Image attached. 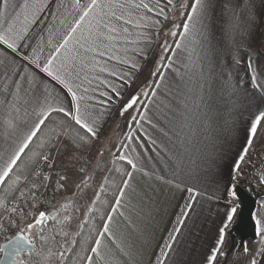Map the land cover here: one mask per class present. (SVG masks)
Here are the masks:
<instances>
[{
	"label": "snow or ice",
	"instance_id": "snow-or-ice-1",
	"mask_svg": "<svg viewBox=\"0 0 264 264\" xmlns=\"http://www.w3.org/2000/svg\"><path fill=\"white\" fill-rule=\"evenodd\" d=\"M175 2L179 9L190 10L181 11L187 17L183 31L170 30V35L179 34L189 46L176 41V48L171 49L165 41L161 48L163 53L182 50L186 57L177 63L176 56L160 55L150 72L159 79L149 80V88L138 90L119 107V116L123 117L137 105L141 94L147 96L150 90V99H157L165 81L160 68L170 69L174 78L170 85H164L156 121L145 112L137 114L173 147L165 146L162 156L157 153L161 167L156 169L153 165L152 172L124 153L113 159L127 161L134 171L154 176L184 194L185 203L175 221L177 227L172 229L169 242L153 264H165L181 232L180 226L185 225L194 205L200 203L198 197L225 202L222 219L201 264H229L230 254L237 264L241 257L245 264H264V216L260 213L251 214L255 236L251 246L247 242L227 244L237 222L240 204L235 201L240 179L245 175L244 166L250 154L257 151V137L264 128V34L257 35L255 31V0H227V22L219 29L214 23V0ZM166 3L174 6V0ZM260 5L264 7V0H260ZM46 8H51L53 21L47 27V55L42 45L25 44L32 50L22 52L20 42ZM140 10L169 19L160 0L154 6L145 0H0V44L11 51L10 54L0 49V233L12 232L0 244V264H69L70 252L75 253L72 264H112L111 255L102 249V238L112 239V213L126 207L123 201L132 187L134 172L122 173L127 178L121 181L123 186L118 188L112 212L94 243L87 247L83 241L70 239L80 235L71 232L73 217L69 208L73 201L67 195L57 199L56 193L67 191L73 173L82 177L74 187L83 192L89 186L91 171L101 166L106 149L101 136L111 105H119L124 91L149 59L153 35L148 29L159 30L162 25L159 19L140 15ZM172 10L168 8V12ZM176 27L172 25V29ZM130 28L140 30L143 46L128 40ZM225 38L231 51H226ZM229 55L232 67L239 70L235 76L232 71L225 73L222 67ZM113 60L129 70L110 68ZM164 60L169 63L162 64ZM97 69L121 83L101 79ZM90 74L107 89L99 93L104 99L90 95L89 87H84L85 82L92 84ZM153 83L155 88L150 87ZM96 91L91 88V92ZM245 112L248 115L241 123ZM141 120L133 115L130 123L134 121L142 127ZM45 128L47 139L38 145L39 151L31 150L34 138ZM132 135L127 133L129 138ZM148 139L156 144L151 136ZM259 151L264 152V144L259 145ZM24 157L27 162L18 171ZM260 183L264 184V172ZM76 194L73 192L72 196ZM260 206L264 208V202ZM120 215L124 216V212ZM72 245H80V251ZM117 247L125 256L132 254V245L127 249Z\"/></svg>",
	"mask_w": 264,
	"mask_h": 264
},
{
	"label": "crops",
	"instance_id": "crops-1",
	"mask_svg": "<svg viewBox=\"0 0 264 264\" xmlns=\"http://www.w3.org/2000/svg\"><path fill=\"white\" fill-rule=\"evenodd\" d=\"M18 2H22V0H18ZM155 2L156 0H145V3H149L153 6ZM181 2H183V0H181ZM187 2L191 3V0H187ZM214 3L216 12L214 23L217 29H219L221 24L227 22V15L224 9L227 0H214ZM255 3L258 13L255 31L257 35H260L264 34V7L260 5V0H255ZM160 7L165 8L169 17L168 20H164L163 16H157L156 12L149 13L147 10H140V15L159 19L162 21V25L159 30L157 28L148 29L153 35L149 59L144 63L143 70L136 74L135 81L131 87L124 91L123 99L120 100L119 105H111L112 111L105 125L104 133L101 136V141L106 144V152L100 168L91 171V179L88 181L89 186L83 192H80L74 187L75 183L79 182L82 177L73 173L74 175H71L69 180L73 179L74 182L72 183L70 181L68 183L69 185L66 187L68 191H61L57 194L60 199L67 195L72 201L76 199L78 204L90 205L93 204V200L99 198V196L96 198V193L98 192L100 195L99 189H101V184L105 181V175L102 176L101 173H109L116 165H120L124 170L123 172H134L131 181L132 187L128 190V196L131 197V202H129V198L126 196L123 201L126 207H122L117 212L112 213L113 220L109 224L112 239H109L107 236L102 238V249L111 255L112 264H153L156 255L163 250V245L169 242L168 237L171 235L172 229L177 227L175 221L179 217L182 206L185 203L183 193L170 188L166 184L160 183L155 180L154 176L150 178L143 176L140 172L134 171L131 166L127 164V161L113 159V157L124 153L129 158L136 161L140 166L152 172L153 165H155L156 169L161 167L157 153L159 152L162 156L164 154L162 149L165 146L168 148L173 147L172 142L161 137L158 132L150 127L146 120H141V117L137 114L139 112H145L149 118L154 122L156 121L158 114L157 104L159 103V98H161L165 92L164 85H170L174 78V73L170 69L160 68V71L165 73V81L164 85L161 86V89L157 93V99H150L152 93L149 90L147 96L143 94L140 95L139 101L133 109L125 113L123 117L119 116V107H122L132 94L137 93L140 89L149 88V80L155 81L159 79L158 76H151L150 72L155 69L156 60L159 59L160 55L176 56L178 58L177 63L187 55V53L182 50L176 53L171 51L163 53L161 45H164L165 41H167V46L171 49H175V42L181 41L185 46H189L188 41H185L179 34L176 36L170 35V30H174L177 33L183 31V21L187 17L181 15V11L186 12L190 9H179L175 0L174 6H168L166 0H160ZM169 7L173 8L171 12H168ZM50 11L51 8H46L39 14L37 23L30 26L26 39L20 42V49L22 52L27 53L32 50V47L25 48V44L31 46L42 45L44 47V55H47V27L49 24L53 23ZM173 24L178 25V27L172 29ZM129 30L131 34L128 36V40H136L140 46H143V42L139 39L138 35L140 30L133 28ZM123 46L131 48L136 45ZM225 48L226 51H231L227 38H225ZM0 49H4L11 54V51L6 49L2 44H0ZM129 55H131V52H129ZM242 59L246 62L247 57L244 56ZM161 63H169V61L164 60L161 61ZM113 66L121 72L129 70L128 66L120 65L114 60L109 62V67L112 68ZM222 67L225 73L232 71L234 76L239 71L232 67L230 55L226 58V62ZM96 74H98L101 79H108L115 83H121L117 78L109 76L107 72L100 73L97 69ZM240 74L243 73L240 72ZM89 79L92 80L91 85H88L87 82L84 83V87H89L90 89L89 94L98 99H104L100 97L99 93L100 91L107 90L105 86L100 85L98 81L93 79L92 74L89 75ZM150 87L155 88V84L153 83ZM91 88H96L97 91L93 93L91 92ZM92 103H95V101H92ZM144 105L148 107L145 108ZM54 115L56 119L60 118L58 114ZM133 115H135L136 120H141L142 127L138 126L134 121L130 123ZM247 115L248 113L245 112L244 117H241L239 122L242 123ZM129 132L133 133L131 138L127 136ZM145 133H147V135ZM149 136L156 140L155 145L148 139ZM105 137H107V140H105ZM193 143L195 144V141ZM256 143L257 151L251 153L248 157V163L244 166L245 175L241 177L240 185H242L255 200V209L253 212H258L264 216V208L260 206L261 202H264V184L260 183V174L264 172V152L259 151V145L264 144V128L260 129V135L257 137ZM2 147L3 145L0 143V148ZM97 147H99V145H97ZM190 147L192 146L190 145ZM107 158L111 161L110 166L105 165V160ZM0 164H2V161H0ZM126 178V176H122V179ZM122 186L123 185L120 183L119 187ZM73 192L77 194L72 196ZM118 194L119 192L117 190L116 195ZM198 199L200 203L194 205L195 210L189 212L185 225L180 226L181 232L177 234V241L173 242V248L169 252V257L165 258V264H201L207 247L213 242L217 226L222 219V211L225 207V202L223 200L219 202L207 201L199 197ZM235 203L240 204L238 199ZM113 204H115V199ZM149 208L151 209L150 213L148 211ZM141 209H143V211H141ZM121 211L124 212V216L120 215ZM109 212H112V207ZM108 213L104 221L108 219ZM104 221L97 235L103 229ZM254 239L255 237L249 238L244 242H247L251 246ZM113 240L115 243H113ZM233 243L236 242L233 241L229 235L227 244ZM236 244L239 245L240 242ZM117 245L125 249H127L128 245H132V254L129 256L123 255ZM37 264L39 263L37 262ZM229 264H237V262L233 261L231 254L229 256ZM238 264H245V259L241 257Z\"/></svg>",
	"mask_w": 264,
	"mask_h": 264
},
{
	"label": "trees",
	"instance_id": "trees-1",
	"mask_svg": "<svg viewBox=\"0 0 264 264\" xmlns=\"http://www.w3.org/2000/svg\"><path fill=\"white\" fill-rule=\"evenodd\" d=\"M51 126V122H49V127ZM47 128H45L43 131L38 133V137L34 138V141L31 144V150L39 151L38 145L47 139ZM29 155H31V151H29ZM23 156V154H22ZM27 162V157H24V160L21 162L20 169H23V164ZM121 169L120 172H117L116 169ZM122 167L119 165L118 167H114L109 173H108V182L105 185V190L100 192L99 198L102 199V202H99L100 209H102V213L92 212L91 217L89 220L82 223V227L79 231L80 235L78 237H75L73 239H77L78 241H83L85 247L92 245L94 242V239L99 231V229L102 226V223L109 212L111 206L113 205L116 191L118 190V187L121 183L122 179V173H123ZM106 192V193H105ZM98 198V199H99ZM98 203V202H97ZM99 214V215H98ZM2 241H5L3 239ZM74 249L77 251H80V245H72ZM69 264H72L71 257L75 255V253H69Z\"/></svg>",
	"mask_w": 264,
	"mask_h": 264
},
{
	"label": "rangeland",
	"instance_id": "rangeland-1",
	"mask_svg": "<svg viewBox=\"0 0 264 264\" xmlns=\"http://www.w3.org/2000/svg\"><path fill=\"white\" fill-rule=\"evenodd\" d=\"M106 152V151H105ZM110 163H111V161L107 158L106 160H105V165L106 166H110ZM117 167L119 166V165H116ZM116 166H114V167H116ZM113 167V168H114ZM109 168V167H108ZM71 175H74V174H71ZM70 175V176H71ZM92 175V174H91ZM100 175V174H99ZM101 175L102 176H104L105 175V181H104V183H103V185H104V187L103 188H101V189H99V192H102L103 190H105V185L107 184V182H108V172H106L105 174L104 173H101ZM54 179H56V178H54ZM74 182V180L72 179V180H68V182H67V185H66V187H68V183L69 182ZM107 181V182H106ZM106 183V184H105ZM71 184V183H70ZM68 191V190H67ZM98 193V192H97ZM103 193V192H102ZM106 193V192H105ZM57 194L58 193H56V198L57 199H60V197L59 196H57ZM50 195H51V192H50ZM96 198H98V197H96ZM76 202V199H74V201H73V204H72V206L69 208V212H70V214L72 215V217H73V219H72V226H71V232H73V233H75V232H79L80 231V229H81V225H82V223H84L85 221H87V220H89L90 219V217H91V214H92V212L94 213V212H97V213H102V209H100L99 207H100V204H99V202H102V199L101 198H99V199H95V203H93V204H90V205H88V204H78L77 202ZM98 202V203H97ZM89 208H91L92 209V211H89ZM99 215V214H98ZM237 217H236V221H237ZM8 235H10V234H3V233H0V243L2 242V240L3 239H5L6 238V236H8ZM231 235H232V237H233V241H235L236 243H238L239 242V238L237 237L238 235H237V233H236V231L235 230H232L231 231V233H230V237H231ZM74 238V236L72 237V239ZM236 243H233V244H236ZM1 255V254H0ZM39 264H42V262L41 261H37Z\"/></svg>",
	"mask_w": 264,
	"mask_h": 264
},
{
	"label": "water",
	"instance_id": "water-1",
	"mask_svg": "<svg viewBox=\"0 0 264 264\" xmlns=\"http://www.w3.org/2000/svg\"><path fill=\"white\" fill-rule=\"evenodd\" d=\"M237 199L240 202V208L237 214V222L233 225L232 230H235L239 242H244L249 238H254L253 221L251 220V214L255 209L254 198L245 190V188L239 184L237 189ZM232 240L233 237L231 235ZM2 241L0 244L5 243ZM2 255V254H1Z\"/></svg>",
	"mask_w": 264,
	"mask_h": 264
},
{
	"label": "built area",
	"instance_id": "built-area-1",
	"mask_svg": "<svg viewBox=\"0 0 264 264\" xmlns=\"http://www.w3.org/2000/svg\"><path fill=\"white\" fill-rule=\"evenodd\" d=\"M3 234H12V232L11 231H9L8 233H3ZM70 239H72V237H70Z\"/></svg>",
	"mask_w": 264,
	"mask_h": 264
}]
</instances>
